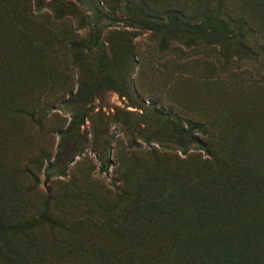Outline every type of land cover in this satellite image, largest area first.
Segmentation results:
<instances>
[{
	"label": "rangeland",
	"instance_id": "obj_1",
	"mask_svg": "<svg viewBox=\"0 0 264 264\" xmlns=\"http://www.w3.org/2000/svg\"><path fill=\"white\" fill-rule=\"evenodd\" d=\"M1 241L264 264V0H0Z\"/></svg>",
	"mask_w": 264,
	"mask_h": 264
},
{
	"label": "trees",
	"instance_id": "obj_2",
	"mask_svg": "<svg viewBox=\"0 0 264 264\" xmlns=\"http://www.w3.org/2000/svg\"><path fill=\"white\" fill-rule=\"evenodd\" d=\"M239 38H240V41L242 42V40H241V36H239ZM27 61V69H24V67H22V68H20V69H17V71L20 73V74H24L25 72H29V76H30V78L32 77V75H34V71H35V69H34V67L32 66V60H26ZM17 77L19 76V77H21L18 73L17 74H15ZM4 89H6L7 90V85L5 86V88ZM8 90H11V92L10 93H12V94H14V92H15V94L17 93V91H23V89L22 90H17V89H13L12 87H9L8 88ZM14 91V92H13ZM0 244H1V246H0V248L3 246L2 244H3V241H1L0 242ZM127 260H128V262L129 263H132V264H136V261L138 262V260L140 261V256H138V257H132L131 255H129L128 256V258H127ZM150 260V262H151V260L152 259H149ZM117 261V260H116ZM116 261L115 262H112L111 261V263L112 264H116Z\"/></svg>",
	"mask_w": 264,
	"mask_h": 264
}]
</instances>
